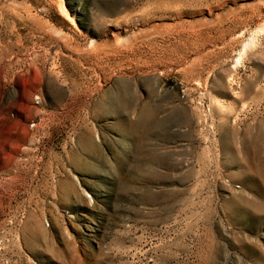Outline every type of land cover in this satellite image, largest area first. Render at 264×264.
<instances>
[{
    "label": "rangeland",
    "instance_id": "obj_1",
    "mask_svg": "<svg viewBox=\"0 0 264 264\" xmlns=\"http://www.w3.org/2000/svg\"><path fill=\"white\" fill-rule=\"evenodd\" d=\"M262 27L264 0H0V264H264Z\"/></svg>",
    "mask_w": 264,
    "mask_h": 264
},
{
    "label": "bare ground",
    "instance_id": "obj_2",
    "mask_svg": "<svg viewBox=\"0 0 264 264\" xmlns=\"http://www.w3.org/2000/svg\"><path fill=\"white\" fill-rule=\"evenodd\" d=\"M62 8V7H61ZM65 13V12H64ZM64 20H65V22L70 26V27H75L74 26V22H73V20L70 18V16H68V15H64ZM264 29V27H262V28H260V30H263ZM252 44V41H251V39H250V41L249 42H247V43H245L244 44V46H243V49H245L246 47H248V46H250ZM253 45V44H252ZM66 47V46H65ZM67 49V48H66ZM74 50V49H73ZM239 60V58L236 60V61H238ZM239 62V61H238Z\"/></svg>",
    "mask_w": 264,
    "mask_h": 264
}]
</instances>
